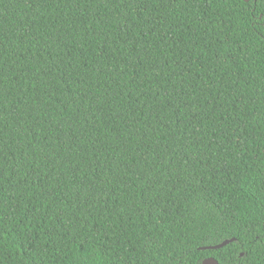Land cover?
Returning a JSON list of instances; mask_svg holds the SVG:
<instances>
[{
    "label": "trees",
    "instance_id": "1",
    "mask_svg": "<svg viewBox=\"0 0 264 264\" xmlns=\"http://www.w3.org/2000/svg\"><path fill=\"white\" fill-rule=\"evenodd\" d=\"M207 258L264 264V0H0V264Z\"/></svg>",
    "mask_w": 264,
    "mask_h": 264
},
{
    "label": "water",
    "instance_id": "2",
    "mask_svg": "<svg viewBox=\"0 0 264 264\" xmlns=\"http://www.w3.org/2000/svg\"><path fill=\"white\" fill-rule=\"evenodd\" d=\"M234 241H235V239L226 240V241H224L223 243H221L219 245H216V246H213V247H206V248H202V249H219V248L227 246L228 244H230V243H232ZM203 264H219V263L214 258H207V259L204 260Z\"/></svg>",
    "mask_w": 264,
    "mask_h": 264
}]
</instances>
